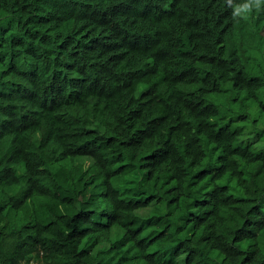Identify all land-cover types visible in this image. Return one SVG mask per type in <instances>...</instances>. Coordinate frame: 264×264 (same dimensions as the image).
<instances>
[{
	"label": "trees",
	"instance_id": "obj_1",
	"mask_svg": "<svg viewBox=\"0 0 264 264\" xmlns=\"http://www.w3.org/2000/svg\"><path fill=\"white\" fill-rule=\"evenodd\" d=\"M234 1L0 0V264H264Z\"/></svg>",
	"mask_w": 264,
	"mask_h": 264
},
{
	"label": "clouds",
	"instance_id": "obj_2",
	"mask_svg": "<svg viewBox=\"0 0 264 264\" xmlns=\"http://www.w3.org/2000/svg\"><path fill=\"white\" fill-rule=\"evenodd\" d=\"M231 10L232 16L235 19H239L249 26L251 33V53L256 52L258 42L264 40V28H261L262 22H259V25L256 23L258 13L264 11V0H237L234 1ZM250 10L253 13L251 14L250 20L247 21L241 13Z\"/></svg>",
	"mask_w": 264,
	"mask_h": 264
},
{
	"label": "rangeland",
	"instance_id": "obj_3",
	"mask_svg": "<svg viewBox=\"0 0 264 264\" xmlns=\"http://www.w3.org/2000/svg\"><path fill=\"white\" fill-rule=\"evenodd\" d=\"M252 10L247 11V12H242L241 15L248 21L250 20L251 14H252ZM250 24V23H249ZM253 56V58H255L256 62H259L262 64V66H264V55L262 54H251ZM243 140L246 141H253L257 146L264 148V141H261L258 137V135L256 133H247L245 135L242 136ZM153 205H150L148 207H145L143 209H140L138 212L141 215H147L150 213L151 208Z\"/></svg>",
	"mask_w": 264,
	"mask_h": 264
},
{
	"label": "bare ground",
	"instance_id": "obj_4",
	"mask_svg": "<svg viewBox=\"0 0 264 264\" xmlns=\"http://www.w3.org/2000/svg\"><path fill=\"white\" fill-rule=\"evenodd\" d=\"M230 58H231V56H230ZM232 90L234 91V89L232 88ZM235 92V91H234ZM232 93V92H231ZM236 93H237V91H236ZM236 93H234V94H236ZM185 167V166H184ZM186 175H188V174H186ZM251 208V207H250ZM253 210V209H252ZM242 218H244L245 219V217H243L242 216ZM242 220V219H241ZM261 241H263V240H261Z\"/></svg>",
	"mask_w": 264,
	"mask_h": 264
}]
</instances>
